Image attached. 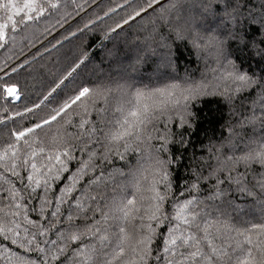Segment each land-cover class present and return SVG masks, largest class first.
<instances>
[{
  "label": "snow or ice",
  "instance_id": "6c2138e0",
  "mask_svg": "<svg viewBox=\"0 0 264 264\" xmlns=\"http://www.w3.org/2000/svg\"><path fill=\"white\" fill-rule=\"evenodd\" d=\"M92 3L82 27H70L23 59L9 56L14 62L4 64L8 79H0V94L19 100L21 85L9 73L27 72L39 80L46 69L39 62L43 53L51 55L85 29L93 31L117 9L126 15L105 36L153 5L159 7L153 8L144 51L163 48L172 63L174 44H190L206 63L214 62L211 80L186 77L150 89L127 78L81 83L46 116L9 128L0 151V202L8 201L0 207V264H264V0H207V15L199 20L182 15L179 0ZM89 6L88 0H0V48L11 51L19 40L23 55L41 42L30 29L42 18L58 17L56 25L63 27ZM54 30L51 25L42 34ZM238 53L257 67L245 66ZM142 55L137 50V62ZM86 60L84 53L69 64L42 99ZM212 99L227 105L228 118L220 109L219 133L193 139L200 106ZM21 142L27 151L21 152ZM230 191L252 198L250 218L233 215L240 206L224 199ZM33 199L38 208L29 209ZM29 211L38 218L30 219Z\"/></svg>",
  "mask_w": 264,
  "mask_h": 264
},
{
  "label": "trees",
  "instance_id": "16d2710c",
  "mask_svg": "<svg viewBox=\"0 0 264 264\" xmlns=\"http://www.w3.org/2000/svg\"><path fill=\"white\" fill-rule=\"evenodd\" d=\"M105 3L119 2V0H104ZM133 5H146L147 0H130ZM207 0H179L181 5V13L186 17H192L199 20L202 15H207L204 12L202 5ZM96 3H101V0H96ZM167 3V0H160V4ZM89 7L86 8V12L80 13L79 16L69 20L63 27L56 25V17L48 18L44 17L38 23L35 29H30L40 38L41 42L36 43L34 47L26 48L23 55H19L22 42L18 40L17 45L8 50V46L0 48V79H8L4 73L8 69L4 68L5 62L12 63L14 61H8L9 56H18L19 59H23L24 55L30 56L35 53L37 49H42V45H47L49 41L54 43V37L60 38L62 35L67 34V30L75 28L77 24L81 27L88 18H91L95 4L92 0H88ZM159 5H153V8H158ZM219 7V5H216ZM153 8H148L146 12L141 13L135 20H130L128 24L122 25L121 29H116L114 32H109L105 36V32L109 26L115 25V22L120 21L122 17L126 15L125 10L117 9V11L110 16L105 17L102 22L98 21L96 25L92 26L93 31L85 29L81 33H77L76 36L69 37L63 41V46H58L52 49L51 55L43 53L42 58H39L40 64L46 66V69H41L43 73L39 80L32 79L27 72L9 73L14 76L21 85V97L19 100H15L4 94H0V119L9 117L5 124H0V151L4 149L8 141V129L9 128H21L30 126L34 120L39 117L46 116L51 110L57 107L64 99L69 95H72L76 87L83 84H94L96 82L105 81H117L122 78H127L130 83H133L136 87H142L150 89L162 85L163 83L171 80L183 81L186 77L199 81L202 77H206L211 80L212 73L209 70L210 67H215L214 62L209 59L207 63L204 59V54L197 52L190 44L177 42L174 44L176 56L172 63H168L167 59L162 56L166 50L163 48H157L155 54L151 51H144L145 37L153 28ZM131 11V9H128ZM175 12L172 13V18L175 17ZM156 16L159 13H155ZM83 17V19H81ZM157 24L161 25L159 31L167 35V28L163 26L162 22L157 20ZM55 25V30L51 35L42 34L45 27ZM169 43H172L171 38ZM155 47V45H153ZM140 50L143 55L140 61H136V52ZM87 54V60L84 64L72 74V77H68L64 80L63 84L48 97L49 100H43L42 97L47 94L48 88L55 87V81L60 77L61 73L75 61L82 54ZM111 53V54H110ZM128 53L127 56L123 55ZM241 58L246 60L247 63H251L253 68L257 67L256 61L247 60V54H239ZM51 69V71H47ZM79 74V75H78ZM73 77L75 81L73 82ZM27 85V87H25ZM40 104L39 108H34L31 113H25V107H32L33 104ZM76 108L75 105L72 106ZM224 112V119L228 118V107L223 103H217L215 99L207 101L200 106L198 128L193 139H205V133L208 136L213 135V130L218 134L221 128L222 120L219 116V110ZM72 111V109H69ZM16 113H22L23 115H16ZM59 119V117L57 118ZM73 119L79 118L73 112ZM55 124V122H53ZM47 127V126H45ZM56 129L53 127L49 133L50 138ZM246 139L249 135V131H245L243 134ZM47 139V138H46ZM206 142V141H205ZM241 148L243 145L241 144ZM21 152L27 151L26 146L21 142ZM128 159L132 160V156L129 155ZM134 163V160H133ZM75 166V161L70 163V168ZM24 174V173H22ZM67 174H65L66 176ZM183 175L181 171L176 177L177 182L180 181V176ZM122 179L117 177V180ZM62 183V182H61ZM224 187V186H222ZM178 190V189H177ZM38 192L41 190H37ZM119 192V189L117 190ZM27 196V192L24 193ZM76 195V193H73ZM200 195H207V193H201ZM225 200H234L237 205L240 206V210L234 212L233 215L242 221L250 218L251 212L249 204L252 198L246 197L241 199V194L235 191H230ZM8 201L0 202V207L7 204ZM24 203H28L27 200ZM219 203V201H216ZM36 206L38 208L37 201L35 199L29 204V209ZM67 205L63 206L66 209ZM62 209V210H63ZM5 211L9 209L5 208ZM30 219H37L38 212L29 211ZM258 222V220H257ZM239 226H243L242 223ZM23 227V225H22ZM30 227V226H29ZM7 243V242H5Z\"/></svg>",
  "mask_w": 264,
  "mask_h": 264
},
{
  "label": "rangeland",
  "instance_id": "374dc122",
  "mask_svg": "<svg viewBox=\"0 0 264 264\" xmlns=\"http://www.w3.org/2000/svg\"><path fill=\"white\" fill-rule=\"evenodd\" d=\"M16 100V99H15Z\"/></svg>",
  "mask_w": 264,
  "mask_h": 264
},
{
  "label": "water",
  "instance_id": "95a60500",
  "mask_svg": "<svg viewBox=\"0 0 264 264\" xmlns=\"http://www.w3.org/2000/svg\"><path fill=\"white\" fill-rule=\"evenodd\" d=\"M61 88V87H60Z\"/></svg>",
  "mask_w": 264,
  "mask_h": 264
}]
</instances>
